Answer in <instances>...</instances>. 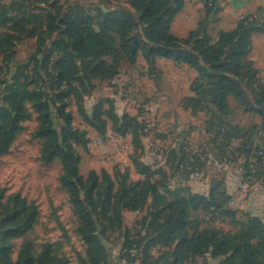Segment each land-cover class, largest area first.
Listing matches in <instances>:
<instances>
[{
	"label": "rangeland",
	"instance_id": "374dc122",
	"mask_svg": "<svg viewBox=\"0 0 264 264\" xmlns=\"http://www.w3.org/2000/svg\"><path fill=\"white\" fill-rule=\"evenodd\" d=\"M13 1L0 0V5H10ZM210 3L213 5L208 9L204 2L206 17L215 8V2ZM25 5L37 13L52 15L56 29L51 39L43 34V29L31 31L32 27L8 39L6 36H13V32L0 28V42L10 41L8 45L3 44V54H0V108L13 109L14 114L20 116L13 141L7 152L0 155V264H4V257L17 264L24 247L32 258L31 264H83L88 259V246L82 238L84 226L64 186L65 172L61 162L58 158L48 157L53 143L38 136L42 121L37 108H41L45 100L48 101L47 108H51L49 113L54 129L62 130V121L55 108L61 106L60 96L66 90L70 95L63 98V103L72 115L73 128L84 136L82 141L72 144L80 160L79 173L85 180L92 175L96 179V197L89 210L94 221V235L103 248L100 264H180L176 262L177 233L173 224L180 216L181 206L167 210V204L176 202L178 197L173 198L164 190L172 192L175 180L168 169L152 166L160 163L156 155L168 157V147L173 144L171 129L178 117L176 108H182L183 93L191 80L190 88L195 80L200 85L202 75L197 68L190 69L183 64L178 71L172 69L170 63L161 66L162 69L151 68L141 55H137L135 63L128 57L123 58L117 75L110 79L95 77L91 72L86 75L78 60H73L70 66H61L59 62L64 57L54 51L51 44L61 38L66 40L64 32L68 22L85 23L99 31L109 11L114 10L121 16L130 13L135 20L140 15L130 7V0H50L47 5L32 1ZM230 5L238 6L236 2ZM258 11L256 16H244L237 21L238 24L246 20L243 25L249 33L250 44L253 36L264 41V12L262 8ZM207 20H200L198 34L203 36L204 31V35L213 40L215 37L207 30ZM183 24L181 20L177 23V32H181L179 29ZM104 61L111 64L110 58ZM62 72L68 73L63 78L65 85L59 84ZM245 73L246 68L241 74ZM246 75L248 78L249 73ZM240 80L250 102L264 104V85ZM24 92L33 97L18 104V98ZM229 100L242 107L235 97ZM125 114L136 117L144 127L140 146L131 134L133 128L138 133V125H131L127 133L118 129L117 120ZM204 115L195 116V124L206 120ZM178 119L182 120L181 124L187 120ZM211 145L220 157V163L213 164L215 168L221 164L220 169L226 172L236 169L240 180L248 176L252 182L251 170L264 171V166L252 168L257 166L255 160L238 156L237 148L241 144H231L227 152L217 148L213 141ZM207 147H210L208 143ZM155 148L159 149L156 153ZM187 162L184 164H190ZM144 167L163 172L151 175L149 180L159 197L154 200L149 190L141 212L121 210L116 220L100 216V205L109 201L124 177L127 185L135 186L144 181ZM208 167V170H214ZM199 182L193 186L198 191L202 180ZM212 186L217 200L224 199L222 194L227 192V180L218 178ZM175 190L189 192L183 191L181 195L192 194L181 186ZM250 193L251 190L243 201L224 207L222 212L214 208L209 211L203 204L194 205L187 217L190 222L188 234L212 230L216 238H234L239 235L247 216L264 219V207L260 210L248 208ZM197 195L208 197L201 191ZM226 196L233 195L226 193ZM31 210L35 214L34 220L23 230L26 215ZM17 227L22 233L6 237ZM234 260L206 253L181 264H234ZM262 261L264 263V257Z\"/></svg>",
	"mask_w": 264,
	"mask_h": 264
},
{
	"label": "trees",
	"instance_id": "16d2710c",
	"mask_svg": "<svg viewBox=\"0 0 264 264\" xmlns=\"http://www.w3.org/2000/svg\"><path fill=\"white\" fill-rule=\"evenodd\" d=\"M39 2L49 4L50 0H14L10 5H0V28H6L13 32V36H6L10 39L17 34H22L29 27L43 29V34L51 39L54 33L55 23L49 13L41 14L35 9L29 10L25 5L28 2ZM212 0H206L205 6L212 8ZM130 7L138 12L139 19L135 20L130 13L121 16L112 10L105 14V22L99 31L85 23L68 22L66 24L65 39H58L52 42L51 46L58 54H62L64 60L61 66H70L73 60H78L87 75L91 72L95 77L110 79L117 75L119 64L123 58H130L131 63H135L137 55H141L143 60L151 68L156 58H164L173 61L175 64L186 65L188 68H197L202 75V82L198 85L195 80L191 86L193 97H185L182 100V108L190 109L192 115L204 113L207 117L206 133L212 136V141L217 144V148L227 152L234 141L245 142L246 133L234 127L228 120L229 99L233 96L245 111L254 112L262 119L264 129V104L254 105L250 102L247 92L242 84V80L256 81L264 85V80H260L250 61L246 58L250 52L249 33L244 28V21H240L236 28L230 32H219L215 39L208 38L204 31L200 36L199 25L196 30L189 33L185 39H178L170 32L171 25L175 17L182 11L184 0H130ZM44 12V11H43ZM138 27L140 30L138 31ZM133 34V36L131 35ZM215 40V41H214ZM213 41V42H212ZM9 40L0 42V54H3V44H9ZM111 59V64L104 61ZM217 63V64H216ZM198 66V67H196ZM247 69L248 75L241 74ZM68 73L62 72L59 84L65 85L64 76ZM245 78V79H244ZM256 79V80H254ZM259 85V84H258ZM260 87V86H259ZM70 91H64L60 96L61 106L55 108L58 118L62 121V130L57 132L53 127L50 116L48 101L37 108L41 115V127L38 136L53 143L49 158H58L61 162L65 177L64 186L67 187L70 202L74 206L80 217L84 229L82 238L88 246V259L83 264H100L102 261L103 248L94 235V221L89 205L93 204L96 197V179L90 176L85 180L79 173L80 160L72 149V144L82 141L83 133L78 132L72 126V115L63 103V98L69 97ZM27 92L19 96L18 104L31 100ZM20 109V108H18ZM20 116L14 114L13 109L0 108V155L7 152L17 131ZM119 122V128L124 133L130 131L131 125H138V133L133 128L131 134L134 142L140 144L144 135V127L136 117L125 114ZM248 148V149H247ZM263 149V150H262ZM262 150L263 155L258 153ZM238 156L255 160L257 166H264V147H252L245 143L237 148ZM260 168V167H258ZM161 171H151V168L144 167L145 179L135 186L127 185L125 177L118 183L117 190L109 201L105 200L100 205V216L108 220H116L121 210L141 212L148 191L155 200L159 197L155 186L149 185L151 175L161 174ZM264 171H260V175ZM251 176L252 173H251ZM244 179H250L245 176ZM89 185V186H88ZM87 186L89 187L87 189ZM173 198L178 197L176 202L167 204V210L181 206L179 218L175 221L174 232L177 233L176 262L182 263L185 260L210 253L212 256H226L227 260H234V264H264V219L247 216V221L242 225V229L234 238H216L212 230L203 233L188 234L187 226L190 222L187 217L194 205L203 204L209 211L222 212L224 207L229 206L230 196H224L217 200L215 188L211 189L208 197L197 194L181 195L187 190L164 189ZM223 192V191H222ZM223 205V206H222ZM35 214L31 210L26 215L23 230L27 229L34 220ZM15 233H22L17 227L9 231L6 237H14ZM20 261L17 264H31L32 258L24 247ZM4 264H12L6 257L2 259Z\"/></svg>",
	"mask_w": 264,
	"mask_h": 264
},
{
	"label": "crops",
	"instance_id": "0c3cea01",
	"mask_svg": "<svg viewBox=\"0 0 264 264\" xmlns=\"http://www.w3.org/2000/svg\"><path fill=\"white\" fill-rule=\"evenodd\" d=\"M205 1L206 0H184V7L175 17L170 28V32L173 36L178 39L187 38L189 33L196 30L200 20L207 18L208 33L216 37L219 32L233 31L236 28L239 18L242 19L244 16H256L259 14L258 10L261 8L264 12V0H245L243 2L237 0H212V2H215V8L209 13L208 17H206L207 14L204 9ZM231 2H236L238 6L236 8L230 7ZM180 20L184 24L182 28L179 29L181 32H177L175 26ZM253 37L248 60L253 70L256 71L258 78L264 80V41L257 39L255 36ZM169 63L175 71H178V68L181 66L175 64L171 60L156 58L153 63V68L162 69L161 66L168 65ZM192 81L193 80L188 84L186 92L183 93L184 98L194 96L190 88ZM228 104V120L234 127L246 133L245 142L237 140L233 143L235 145L245 143L252 147L263 148L264 129L260 116L254 112L245 111L243 106L241 107L239 104L233 103V101L229 100ZM176 113L178 117L174 120L172 125L171 134L173 144L171 147H168V157L164 158V155H156V157L160 159V163L156 164L159 167L156 165L152 167L165 171L167 169L169 170L170 176L175 180V184L172 185V190L181 186L188 189L192 194H197L201 191L202 195L205 196L209 195L211 189L214 187L212 185L216 183V179L220 178L221 180L225 178L228 182L226 193L230 195L235 194L240 181L239 171L233 169L226 172L224 169H220L221 164L216 167L218 171L213 167L214 162H217V164L220 163V157H217V151L215 147L211 145L212 139L210 141L211 137L206 133V120L198 124H195L196 121H193L195 116L203 117L204 114L198 113L197 115H192L190 109L183 108H176ZM179 117H183L184 119L187 118V120L183 121V124H181L182 120L178 119ZM161 137L163 138V136H160V138ZM198 139H201V142H199ZM207 143L210 147H207ZM202 144L203 146H201ZM155 149V153L158 152L159 149ZM195 155L196 157H194ZM198 160L201 161L199 164H197ZM186 161H189L187 163L190 164H184ZM208 166H211L215 171L208 170ZM252 168L257 169L258 166H252ZM251 172L253 175V182L248 201L250 206L248 208L250 210H260L264 207V176L260 175V173H258L259 171L256 172L251 170ZM200 179L202 183L199 185L201 188L198 191V189L193 188V186L195 182H197L198 185Z\"/></svg>",
	"mask_w": 264,
	"mask_h": 264
},
{
	"label": "built area",
	"instance_id": "2783aa9c",
	"mask_svg": "<svg viewBox=\"0 0 264 264\" xmlns=\"http://www.w3.org/2000/svg\"><path fill=\"white\" fill-rule=\"evenodd\" d=\"M239 1L243 2L245 0H239ZM262 150L258 153L260 157H262L263 155ZM251 187H252L251 179L240 180L238 183V188L236 193L230 197L229 205H233L237 202L243 201L246 198L247 194L250 192Z\"/></svg>",
	"mask_w": 264,
	"mask_h": 264
}]
</instances>
